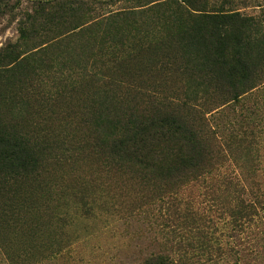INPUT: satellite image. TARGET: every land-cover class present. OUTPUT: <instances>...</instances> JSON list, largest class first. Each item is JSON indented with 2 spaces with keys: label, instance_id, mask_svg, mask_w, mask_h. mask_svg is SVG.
I'll use <instances>...</instances> for the list:
<instances>
[{
  "label": "rangeland",
  "instance_id": "374dc122",
  "mask_svg": "<svg viewBox=\"0 0 264 264\" xmlns=\"http://www.w3.org/2000/svg\"><path fill=\"white\" fill-rule=\"evenodd\" d=\"M169 1L0 0V62L35 67L29 78L43 90L32 102L47 117L37 125L47 134L40 176L0 198V264H145L159 253L179 264H264V206L240 240L217 210L228 211L237 179L254 181L264 196V76L236 104L204 100L217 146L208 173L182 179L174 197L159 199L151 183L80 149L90 141L81 117L94 101L107 95L126 108L139 101L128 84L169 94L191 82L171 70L190 38ZM193 1L195 13L264 12V0ZM110 80L126 86L106 91ZM27 118L37 120L32 109ZM204 244L221 252L210 261L192 255Z\"/></svg>",
  "mask_w": 264,
  "mask_h": 264
},
{
  "label": "trees",
  "instance_id": "16d2710c",
  "mask_svg": "<svg viewBox=\"0 0 264 264\" xmlns=\"http://www.w3.org/2000/svg\"><path fill=\"white\" fill-rule=\"evenodd\" d=\"M183 1L187 7L175 0L168 2L176 8L171 15L181 21V33L190 38L180 46V67L171 70L191 82L160 94L156 85L126 86L110 80L105 84L106 91L126 86L125 91L139 101L123 108L116 98L104 95L105 102L94 101L92 113L81 117L90 141L80 149L88 150L117 172L136 174L151 183L161 200L174 197L182 179L191 176L194 181L208 173L207 163L218 135L204 115V100L236 104L242 95L260 85L264 76V12L260 17L216 10L195 13L192 10L201 9L194 8V1ZM34 68L26 59L0 62V198L25 180H37L47 157V134L37 126L47 117L32 102V97L43 90L29 78ZM36 102L40 106V100ZM31 109L36 121L27 118ZM254 189V181L237 179L227 193L231 199L228 211L222 204L217 207L218 215L222 216L223 210L230 217L225 223L236 238L263 210L264 196ZM262 241L264 245V238ZM213 252H221V246L204 244L192 255L206 256L210 261ZM145 264H179V259L159 253Z\"/></svg>",
  "mask_w": 264,
  "mask_h": 264
}]
</instances>
